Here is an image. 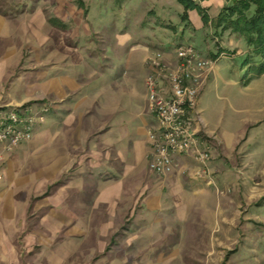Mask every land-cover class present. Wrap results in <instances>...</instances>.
I'll return each instance as SVG.
<instances>
[{
    "label": "rangeland",
    "instance_id": "1",
    "mask_svg": "<svg viewBox=\"0 0 264 264\" xmlns=\"http://www.w3.org/2000/svg\"><path fill=\"white\" fill-rule=\"evenodd\" d=\"M185 13L178 0H0V108L35 118L32 140L1 153L0 264H264V75L246 82L259 58ZM182 48L209 158L175 156L160 175L148 79L171 97Z\"/></svg>",
    "mask_w": 264,
    "mask_h": 264
},
{
    "label": "built area",
    "instance_id": "2",
    "mask_svg": "<svg viewBox=\"0 0 264 264\" xmlns=\"http://www.w3.org/2000/svg\"><path fill=\"white\" fill-rule=\"evenodd\" d=\"M179 57L182 64L172 76L171 97L161 98L156 93L154 88L158 81L155 75L148 79L152 108L160 124V129L151 136L150 168L160 175L172 170L175 156L194 153L203 161L209 158L208 152L199 145L200 132L191 114L199 91L191 83L189 73L195 53L190 48H182ZM198 66L201 70L205 69L206 62L200 61ZM34 122L35 118L23 115L16 109L0 108V159L2 148H14L32 140Z\"/></svg>",
    "mask_w": 264,
    "mask_h": 264
},
{
    "label": "trees",
    "instance_id": "3",
    "mask_svg": "<svg viewBox=\"0 0 264 264\" xmlns=\"http://www.w3.org/2000/svg\"><path fill=\"white\" fill-rule=\"evenodd\" d=\"M186 8L183 16L184 21H189V11L196 10L201 16L205 26H214L223 30H231L237 36L245 39L253 54L259 58L257 64H251V59L246 63L251 64L252 75L246 80L261 77L264 75V0H225L231 5H225L214 21L211 20L205 8L197 4L194 0H178ZM252 6L255 7L253 15L248 16ZM227 50H220L218 56ZM229 52V51H228Z\"/></svg>",
    "mask_w": 264,
    "mask_h": 264
},
{
    "label": "crops",
    "instance_id": "4",
    "mask_svg": "<svg viewBox=\"0 0 264 264\" xmlns=\"http://www.w3.org/2000/svg\"><path fill=\"white\" fill-rule=\"evenodd\" d=\"M197 4H201V6L203 7V8H205V9H213V7L215 8V11H214V14H213V16L211 15L210 17H213V18H216L217 16H218V14L221 12V9L224 7V0H200V2L198 3L196 0H194ZM194 17H195V22L196 23H194L193 22V19H194ZM189 20L192 22V25H194L195 26V28L196 29H198L199 27H196V25L197 26H201V27H204V25H203V22H202V20L200 19V17L199 16H197V13H196V11L194 10V11H191L190 13H189ZM14 108H16V107H14ZM13 108V109H14ZM19 109H21V107H18ZM34 137V136H33ZM30 142V141H29ZM29 142H25V143H23L22 144V146H24L25 144H28ZM14 152V151H13ZM1 153H2V155L4 156L5 155V158L7 159V157H9V156H15L16 155V153L15 154H13L12 152H8L6 149H4V148H2V150H1ZM4 163V162H3ZM3 163L0 165V167L3 165Z\"/></svg>",
    "mask_w": 264,
    "mask_h": 264
}]
</instances>
